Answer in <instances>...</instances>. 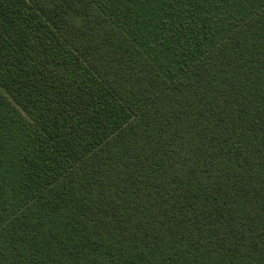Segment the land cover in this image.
Here are the masks:
<instances>
[{
  "label": "trees",
  "instance_id": "obj_1",
  "mask_svg": "<svg viewBox=\"0 0 264 264\" xmlns=\"http://www.w3.org/2000/svg\"><path fill=\"white\" fill-rule=\"evenodd\" d=\"M0 264H264V0H0Z\"/></svg>",
  "mask_w": 264,
  "mask_h": 264
}]
</instances>
